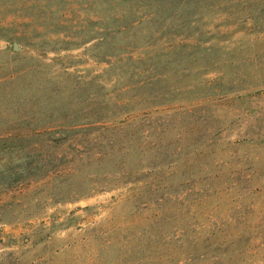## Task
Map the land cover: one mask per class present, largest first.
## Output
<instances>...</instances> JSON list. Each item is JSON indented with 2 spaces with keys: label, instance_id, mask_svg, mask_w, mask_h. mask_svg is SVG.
Wrapping results in <instances>:
<instances>
[{
  "label": "rangeland",
  "instance_id": "obj_1",
  "mask_svg": "<svg viewBox=\"0 0 264 264\" xmlns=\"http://www.w3.org/2000/svg\"><path fill=\"white\" fill-rule=\"evenodd\" d=\"M0 264H264V0H0Z\"/></svg>",
  "mask_w": 264,
  "mask_h": 264
}]
</instances>
